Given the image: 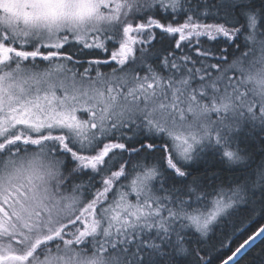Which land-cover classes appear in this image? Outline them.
I'll return each mask as SVG.
<instances>
[{
	"label": "snow or ice",
	"instance_id": "1",
	"mask_svg": "<svg viewBox=\"0 0 264 264\" xmlns=\"http://www.w3.org/2000/svg\"><path fill=\"white\" fill-rule=\"evenodd\" d=\"M0 264H264V0H0Z\"/></svg>",
	"mask_w": 264,
	"mask_h": 264
},
{
	"label": "trees",
	"instance_id": "2",
	"mask_svg": "<svg viewBox=\"0 0 264 264\" xmlns=\"http://www.w3.org/2000/svg\"><path fill=\"white\" fill-rule=\"evenodd\" d=\"M109 69H102V71H108ZM257 151H259V149L257 148ZM251 257H249L248 259H250Z\"/></svg>",
	"mask_w": 264,
	"mask_h": 264
}]
</instances>
